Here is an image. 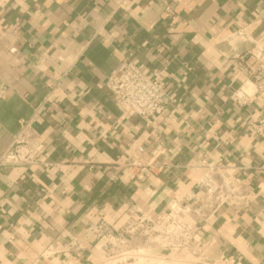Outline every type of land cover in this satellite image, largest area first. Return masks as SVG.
Returning <instances> with one entry per match:
<instances>
[{
    "label": "crops",
    "instance_id": "1",
    "mask_svg": "<svg viewBox=\"0 0 264 264\" xmlns=\"http://www.w3.org/2000/svg\"><path fill=\"white\" fill-rule=\"evenodd\" d=\"M239 28L264 37V0H0V154L32 118L49 162L0 169V264L101 263L90 226L120 229L136 208L157 217L173 199L193 209L204 159L243 178L248 204L189 214L202 249L173 255L264 264V136L249 129L264 97L247 81ZM127 58L181 98L152 125L123 114L106 86ZM140 144L165 169L125 180L120 164Z\"/></svg>",
    "mask_w": 264,
    "mask_h": 264
},
{
    "label": "built area",
    "instance_id": "2",
    "mask_svg": "<svg viewBox=\"0 0 264 264\" xmlns=\"http://www.w3.org/2000/svg\"><path fill=\"white\" fill-rule=\"evenodd\" d=\"M232 36L250 42L247 50L239 58L247 72V81L253 84L256 92L264 97V37L255 38L245 28L235 30ZM106 86L112 92L118 109L123 113H134L140 116L148 125H152L153 118L163 113L168 103L180 105L181 98L169 94L160 84L157 77L150 76L134 60L127 58L112 73L109 74ZM59 87V82L51 85L50 96ZM0 88V95L4 92ZM248 92L245 88L235 91L231 98L239 103L246 100ZM43 106H39L40 111ZM252 133L264 136V102L255 119L249 125ZM37 131L34 120L21 122L20 130L15 134L10 146L0 154V169L8 166H48L49 162L41 159L39 146L36 142ZM146 153L143 144L131 151L125 162L120 164L125 180H134L150 173H160L165 169V163L159 160L158 149L153 150L148 159L142 156ZM204 173L197 186L201 191V203L191 209L179 202L171 200L167 208L157 217L136 208L127 223L120 229L103 218L90 226L89 234L92 239H102L106 252L105 260L114 247L126 245L129 234L134 239L148 235V239L156 241L164 254L172 255V250L185 249L193 253L200 252L202 245L195 239V226L187 220L189 214L199 218L209 219L221 207L230 206L240 208L248 204L250 192L242 177H231L223 171V166L214 161L203 160ZM192 216V215H191ZM176 260L188 261L173 255ZM99 263V264H101ZM202 263V262H201ZM202 264H217L207 263Z\"/></svg>",
    "mask_w": 264,
    "mask_h": 264
},
{
    "label": "rangeland",
    "instance_id": "3",
    "mask_svg": "<svg viewBox=\"0 0 264 264\" xmlns=\"http://www.w3.org/2000/svg\"><path fill=\"white\" fill-rule=\"evenodd\" d=\"M129 234L126 245L114 247L109 253L108 259L101 264H202L193 261H179L172 255L164 254L163 249L157 246L156 241L143 235L140 239H134Z\"/></svg>",
    "mask_w": 264,
    "mask_h": 264
}]
</instances>
